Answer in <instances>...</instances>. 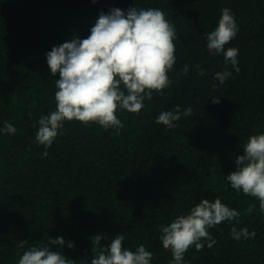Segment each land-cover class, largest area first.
Returning a JSON list of instances; mask_svg holds the SVG:
<instances>
[{"label":"trees","instance_id":"1","mask_svg":"<svg viewBox=\"0 0 264 264\" xmlns=\"http://www.w3.org/2000/svg\"><path fill=\"white\" fill-rule=\"evenodd\" d=\"M135 6L159 8L175 26L172 84L145 99L139 113L118 109L124 124L119 134L96 123L65 121L42 158L38 120L56 109L59 78L52 77L47 53L75 36L87 38L101 12ZM224 8L239 29L225 46L239 50L238 73L223 54L206 48L204 34L215 30ZM185 64L188 75L177 77ZM225 68L232 75L220 85L214 76ZM176 105L181 111L191 107V115L172 129L155 122ZM5 121L16 134L2 131ZM257 134H264V0H0V264H18L33 246H48L73 264H91L92 237L100 234L106 237L101 247L122 234L123 247L135 251L143 244L153 253L150 264H170L160 226L189 214L202 198L217 197L242 215L208 229L216 243L208 248L204 241L202 251L193 245L184 264H264L259 201L226 179ZM232 227L256 235L237 241ZM57 236L64 237L63 247L49 244Z\"/></svg>","mask_w":264,"mask_h":264},{"label":"clouds","instance_id":"2","mask_svg":"<svg viewBox=\"0 0 264 264\" xmlns=\"http://www.w3.org/2000/svg\"><path fill=\"white\" fill-rule=\"evenodd\" d=\"M238 31L234 13L224 8L215 30L204 34L210 55L223 54L225 64H231L237 73L240 71L239 50L229 47L225 51V46ZM176 36L174 24L159 8L135 6L126 11L112 8L107 13L101 12L87 38L75 36L54 46L47 53V63L52 77L59 74L55 80L56 109L40 117L35 135V141L45 147L42 158L48 156L47 149L58 134H63L65 121L76 120L85 126L96 123L106 130L115 129L119 134L124 124L116 114L118 109L139 113L145 99L152 100L153 92L162 94L172 84L168 73L176 63ZM188 72L189 66L185 64L176 75L187 76ZM197 74L202 76L204 72L200 70ZM231 75L232 72L225 68L216 72L214 79L222 85ZM212 87L215 89L218 85ZM212 102L218 104L219 97H214ZM191 113V107L181 111L180 105H176L173 110L162 111L155 122L172 129L177 127L176 121ZM2 131L14 135L17 128L5 121ZM235 163L236 170L226 176L227 181L236 191L257 198L259 210L264 213V134L251 135ZM254 207L250 205L246 212L251 214ZM241 215L240 211L222 203L219 197L214 201L202 198L189 214L178 215L170 224L161 225L160 240L173 257L170 264H184L185 253L193 245L197 251H202L206 241L207 247L212 248L216 240L208 229L224 221H238ZM230 234L237 241L256 235L255 230L250 233L246 227L239 231L232 227ZM104 239L105 234L92 237L95 257L91 264H150L153 259V253L143 244L135 251L123 247L125 237L122 234L101 247ZM25 243L21 240L19 248L23 249ZM49 244L63 247L65 239L51 237ZM67 246L75 247L71 241ZM18 264H73V261L48 246H33L20 256Z\"/></svg>","mask_w":264,"mask_h":264}]
</instances>
